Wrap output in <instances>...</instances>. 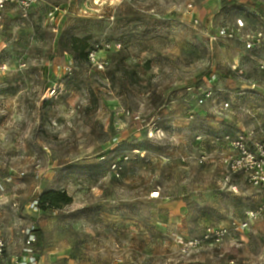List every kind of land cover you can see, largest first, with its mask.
Segmentation results:
<instances>
[{
    "label": "rangeland",
    "instance_id": "rangeland-1",
    "mask_svg": "<svg viewBox=\"0 0 264 264\" xmlns=\"http://www.w3.org/2000/svg\"><path fill=\"white\" fill-rule=\"evenodd\" d=\"M238 20L264 31V0H42L5 11L0 234L12 258L33 235L35 264H264V215L249 218L261 196L241 177L225 182L229 149L211 141L264 133V47L211 39ZM73 37L121 49L102 52L97 71L70 53ZM210 84L214 101L199 104ZM49 190L73 202L40 211ZM207 228L227 235L206 241Z\"/></svg>",
    "mask_w": 264,
    "mask_h": 264
},
{
    "label": "built area",
    "instance_id": "built-area-1",
    "mask_svg": "<svg viewBox=\"0 0 264 264\" xmlns=\"http://www.w3.org/2000/svg\"><path fill=\"white\" fill-rule=\"evenodd\" d=\"M42 0H0V28L4 20L5 11L9 7H14L22 13L28 12L34 5ZM58 8H54L49 13V17H53L58 12ZM213 41L216 40H237L244 46L247 51L259 50L264 46V31L263 30H246L241 20L237 21V24L233 28H220L217 30L215 36L211 37ZM121 49L120 44L94 46L89 52L87 61L97 71L104 69V60L100 57L102 52L119 51ZM264 69V66H261ZM235 70L239 73H243L241 69L235 66ZM216 89L214 85H208L205 88L203 98L198 103L203 104L206 100L215 99ZM228 104H225V108H228ZM129 115V113H127ZM193 115L191 118L193 119ZM136 121L143 122L139 117L135 118ZM202 137H197L198 141H201ZM213 144H221L226 146L230 151L228 155H223L221 158L222 164L226 167L227 174L224 178L225 182L230 184V181L234 177H241L245 180L246 184L255 189L261 196V203L259 207L249 214V218L257 219L264 215V133L258 138L253 133H236V134H224L219 137H211ZM201 148V146H200ZM128 158L125 157L126 161ZM206 156L202 155L199 159V163L203 164L206 161ZM121 168L113 164L112 171L117 177L120 175ZM231 185V184H230ZM158 197V193L156 196ZM245 222L242 227H247ZM227 235V230L215 231L211 228H207L205 232V240H213L219 243L222 238ZM35 243V237L28 235L23 243L21 253L12 258L9 252V245L6 239L0 234V264H35V256H33L32 246Z\"/></svg>",
    "mask_w": 264,
    "mask_h": 264
},
{
    "label": "trees",
    "instance_id": "trees-1",
    "mask_svg": "<svg viewBox=\"0 0 264 264\" xmlns=\"http://www.w3.org/2000/svg\"><path fill=\"white\" fill-rule=\"evenodd\" d=\"M217 33V32H216ZM260 47L259 49L263 48ZM91 46L86 39H80L73 37L70 40L69 51L71 54H75L81 59L87 60L88 52L91 50ZM256 50H253V52ZM73 202V199L65 191L49 190L43 192L38 200L37 207L40 211H59L69 206Z\"/></svg>",
    "mask_w": 264,
    "mask_h": 264
},
{
    "label": "crops",
    "instance_id": "crops-1",
    "mask_svg": "<svg viewBox=\"0 0 264 264\" xmlns=\"http://www.w3.org/2000/svg\"><path fill=\"white\" fill-rule=\"evenodd\" d=\"M230 151V150H229Z\"/></svg>",
    "mask_w": 264,
    "mask_h": 264
}]
</instances>
